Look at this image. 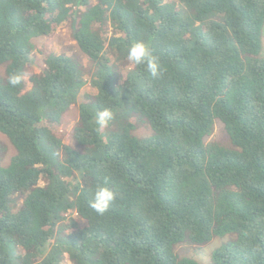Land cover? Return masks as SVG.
Listing matches in <instances>:
<instances>
[{
    "label": "trees",
    "instance_id": "trees-1",
    "mask_svg": "<svg viewBox=\"0 0 264 264\" xmlns=\"http://www.w3.org/2000/svg\"><path fill=\"white\" fill-rule=\"evenodd\" d=\"M65 24L89 73L46 45ZM263 27L264 0H0V135L16 152L0 153V264H199L175 246L227 233L213 264H264ZM134 42L159 78L127 60ZM217 121L226 145L207 141ZM97 184L116 193L104 215Z\"/></svg>",
    "mask_w": 264,
    "mask_h": 264
},
{
    "label": "rangeland",
    "instance_id": "rangeland-1",
    "mask_svg": "<svg viewBox=\"0 0 264 264\" xmlns=\"http://www.w3.org/2000/svg\"><path fill=\"white\" fill-rule=\"evenodd\" d=\"M46 41L44 39H39L35 41L36 47L40 48L44 45ZM47 47L52 49L54 52L73 55L74 60L83 68L86 73L92 71V63L77 49L75 41L72 38V31L69 24L63 25L57 32L56 36L47 42ZM262 51L260 56L264 57V27L262 34ZM34 55L38 57L37 52ZM33 55V56H34ZM37 63L34 59L26 68L25 79H27L31 74H36L39 72L37 68ZM4 77V66L0 65V78ZM89 93V89H86ZM84 101V96L79 97V103ZM78 119V107L74 106L69 110L63 117L62 124L60 126V137L63 141L71 146H75L73 140L72 130L74 124ZM139 127L135 134L138 137H147L152 134V132L146 128L144 124L139 123ZM1 134V133H0ZM103 138H106L105 133L102 134ZM207 141H212L221 144H228V135L224 129V125L217 121L214 125V130L212 135L207 139ZM0 153L2 155L3 163L9 162L10 158L16 153L14 147L6 140V138L0 135ZM237 235L235 233H227L222 236H215L210 242L203 244H193L188 238L175 246V254L179 258L188 259L196 261L199 264H213V256L217 249L220 247L235 241Z\"/></svg>",
    "mask_w": 264,
    "mask_h": 264
},
{
    "label": "clouds",
    "instance_id": "clouds-1",
    "mask_svg": "<svg viewBox=\"0 0 264 264\" xmlns=\"http://www.w3.org/2000/svg\"><path fill=\"white\" fill-rule=\"evenodd\" d=\"M127 60L133 66H144L153 78H159L162 74V66L159 58L152 55L149 46L143 42H134L127 49ZM25 79L24 74L12 72L7 79L9 86L15 88L20 85ZM115 114L108 108L99 110L96 113L95 124L97 131H103L108 128L114 120ZM116 198L114 190L109 188L106 184H97L92 198L89 201V207L98 215H104L108 212L111 204Z\"/></svg>",
    "mask_w": 264,
    "mask_h": 264
}]
</instances>
